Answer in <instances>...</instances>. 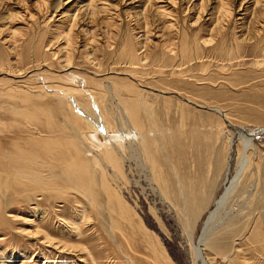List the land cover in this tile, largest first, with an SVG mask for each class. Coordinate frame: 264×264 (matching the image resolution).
Masks as SVG:
<instances>
[{"label":"bare ground","instance_id":"6f19581e","mask_svg":"<svg viewBox=\"0 0 264 264\" xmlns=\"http://www.w3.org/2000/svg\"><path fill=\"white\" fill-rule=\"evenodd\" d=\"M180 5L189 25L183 28L180 26L179 30L177 8ZM112 6L109 0H89L85 10H82L84 20L82 21L83 17L80 20L83 29L89 30H84L82 41L85 45H91L89 42L92 40L88 36L92 35L94 41L97 29L92 22L98 19L95 17H102L101 23L106 27L107 39L104 43L109 54H113L114 48L110 42L114 38L110 27L114 26V15L119 14L112 13ZM135 8L139 7H132V10ZM76 17L77 14L68 17L71 25L67 32L63 31L65 50L60 52L71 46V29L77 22ZM133 18L137 28H130L126 32L119 52L121 63L126 67V70L123 69L127 72V79H114L115 82L112 80L114 77L101 79L97 70H91L85 72L88 79L83 80L80 75L70 71L73 67L68 57L65 68L72 83L83 88L81 91L92 100V110L88 112L94 116L99 111V122L101 120L110 132L114 129V124L109 118L120 126L125 124L135 134L134 138L122 145L115 142L111 147L95 145L90 135L93 127L82 126L71 114V108L76 105L72 96L74 88L64 90L65 87L60 89L59 85L60 90L50 95L57 101V115L66 124L52 135L60 138L61 147L43 149L45 155L40 156L38 152L35 154L19 149L16 144H11L12 150L0 145V219L3 217L2 222L19 220L22 218V211L11 206L24 205L28 207L27 213L38 224L53 221L68 235L83 240L85 235L81 225L96 221L103 226L105 234L114 245V253L111 255L115 258V264H174L159 238L147 229L124 197V182L128 180L124 162L129 155L131 159L141 161L164 199L172 203L185 220H191L193 228L202 218L201 233L192 250L196 264H215L214 260L218 255L224 257L225 264H242L241 260L244 258H239V253L241 255L245 251L241 244L243 241L252 247L259 245L264 252V159L255 142L261 135L260 131L264 132V126L257 129L233 126L229 113L224 106L218 105L223 99L217 93L226 86L237 89L251 83V80L264 77V0H145L141 3V10L134 12ZM172 18L176 21L173 22ZM158 29L165 33L162 32L163 37L166 36L164 41L157 35ZM190 30H195L194 35H189ZM155 38L161 39L162 45L154 43ZM152 45L160 47L154 50ZM95 56L93 54L92 58ZM17 61L21 62L20 56ZM216 63L219 67L212 70L211 67ZM247 63H250L252 71L258 72L259 77L255 75L252 78L243 72ZM17 72L19 74L21 71ZM242 73L245 74L244 77ZM194 82H200L201 85L204 83L201 88L209 90L210 97L203 95L198 98L203 99V107L214 114L218 124L215 127L202 125V128L198 126L200 124H191L192 130L187 132L191 140H194L192 136L198 139L195 133L199 128L206 139L202 143L197 140L199 145L193 152L192 176L191 170L187 171L186 167V171L183 169L180 156L183 151L182 136H189L183 129L184 122L190 117L191 110L199 107L193 102L198 93L197 88V93L192 90V85L197 84ZM84 83L87 89H84ZM91 86H94V97L90 95ZM51 88L54 87L51 85ZM147 88L159 93L161 88L164 91L170 89L171 92L165 91L166 98L160 95L151 98L148 92H144ZM29 90L32 92L34 89L28 88L27 91L30 92ZM50 92L53 93L51 90ZM49 93L43 92L46 96H50ZM39 94L42 96L37 95L38 98H45V95ZM110 112L116 114L110 117ZM226 125L239 135L237 159L230 179L228 172L225 175L223 173L228 162V151L231 150V140L221 137ZM176 131L180 136L176 137ZM171 135L173 138L168 140ZM29 142L35 144L38 141L32 139ZM36 144L31 146L38 148L39 145ZM161 159L170 168V173L163 170ZM176 160L180 167L174 163ZM171 175L174 176V181H171ZM56 199L61 203L60 210H43L39 207L43 202ZM245 218L253 224L260 221L263 230L243 233ZM25 222L31 223L27 218ZM52 241L49 240V243L59 255L68 252L74 262L80 260L74 249ZM93 255L91 260L94 262ZM9 257L8 260L5 258L8 264H26L25 257L17 261L11 255ZM3 259L0 264L6 263ZM79 262L89 263L86 260Z\"/></svg>","mask_w":264,"mask_h":264},{"label":"rangeland","instance_id":"374dc122","mask_svg":"<svg viewBox=\"0 0 264 264\" xmlns=\"http://www.w3.org/2000/svg\"><path fill=\"white\" fill-rule=\"evenodd\" d=\"M142 1L109 0V3L113 5L112 13H119L116 14L118 16L114 15L116 20L113 24L114 26L110 27L112 30L108 28L113 33L114 37L110 41L111 45L114 46L113 54H109L107 53V46H105L106 44L104 43V41L107 42L105 31L106 27L103 23H101V16L95 17V19H98H96V22H92L94 25L93 27L97 28L95 40L93 41L91 35L88 36L92 40L89 42L91 45H85V42L82 41L84 30H89L85 27V29H83V24L80 20L84 15L83 11L85 10V5L89 3V0H0V145L2 147L8 150L10 148V150H12L13 145L11 144H16L19 149H24L35 154L38 152L37 154L40 156L45 155L44 151H42L43 149H47L51 146L54 148L61 147L62 142L60 138L52 135L58 133V131L62 129V125L66 124L64 121H62L63 119L57 115V112L55 111L57 107V101L50 94L53 95L60 87V89H64L62 88L63 86L65 87L64 90L67 88L72 90L74 88L72 96L75 98L73 101L77 106L73 105V109L71 108V114L74 120L78 121V123L82 126L93 127V129H91L92 133H90V135L95 145H107L108 147H111L115 144V142L119 145H122L127 140L134 138L135 134L131 133L125 124L120 126L118 123L116 124V122L113 121L114 119L109 118V120H111V122L114 124V129L111 130L112 132H110L101 120L99 122V111H97L96 115L94 116L88 112V110H92L90 109L92 100L87 94L82 92L83 88L78 87L74 82L72 83V79L67 77V69L65 66L67 62L66 57H68L69 61L72 63L70 65L73 67L70 69V71L80 75L81 79L83 80L88 79L85 77L87 76L85 72L91 70H97V72L101 75V79H112L113 77L114 78L112 80L127 79V72L123 69L125 68L126 70V67L121 63L122 57L119 55V52H121L120 50H122V45L120 43L125 40L126 32L130 28L133 30L137 28L136 24L134 23L133 16L134 12L141 10V3L143 4L145 0ZM181 5L178 6L180 7L179 9L177 8V23H179V30L180 26H182V28L185 25L187 26L189 21L186 15L182 13ZM82 6L83 9H80ZM132 7L139 8L132 10ZM68 9H70L72 12H67ZM131 11H133V13H131ZM76 14L77 22L73 28L74 30L71 29L72 34L70 35L71 46H69L66 51L60 52V50H65V40L63 39V35L70 29L71 25L68 17H70V15L73 16ZM126 14L128 15L126 16ZM83 20L84 17L82 18V21ZM173 20V22L176 21V19ZM156 24L159 27H162L160 23L157 22ZM89 26L91 25L89 24ZM116 31L118 32V35L116 34ZM194 31L195 30H190L191 33L189 35H194ZM162 32L161 29H158L157 35H159L161 39L163 38L162 40L164 41L166 36L163 37L164 32ZM115 35H117V39H115ZM120 39L121 41H119ZM161 39L155 38L154 43H160L162 45L163 41H161ZM153 45L152 48L154 50H157L160 47L159 45V47H154L155 45ZM88 54H90L91 57ZM93 54L96 55L93 57L94 59L92 58ZM120 54L122 55V53ZM18 56H20L21 62L17 61ZM86 56L89 57L85 58ZM17 62H19V64H17ZM91 62H95L93 64L94 66H91ZM250 63H247V66L244 67L245 70L243 72H245V74L247 73L249 77L252 76V78H254L255 75H257L256 77H259V74H257L258 72L252 71L253 69L249 67ZM215 67H219V64H213L211 69L213 70ZM18 70L21 71L19 74L17 72ZM253 72L255 74H252ZM242 74L244 77L245 74ZM263 78L251 80V83L249 82L248 84L242 85L237 89H230L229 86H226L228 90L225 87L224 89H221V92L217 93L221 94V99H223V102H220L218 105L224 106V109L229 113L233 120V126L249 129H257L261 126H264ZM249 80L250 79L247 81ZM194 83H197L195 84L196 86H200L196 87L195 85H192V87H195L192 89L193 92H196V88L198 92H196L197 98L194 97L195 100H193V102L199 105V107L198 109L191 110V113L189 114L190 117L184 122L183 129H185V133L192 130L191 126L193 124H200L198 125L200 128H202V125H212L215 127L218 124V119L214 116V114L209 112V110L206 109L207 107H203L205 106L203 105V99L201 100L198 98V96L201 97L203 95L210 97L208 92L209 90L201 88L203 87L204 83H202V85L200 82ZM219 83L224 84V82L221 81H219ZM258 84L259 87L261 86L262 88H259ZM51 85L54 88H51ZM59 85L61 86L59 87ZM28 88L34 90H32V92L29 90L30 92H28ZM40 88L42 90H40ZM35 89L38 90L36 91ZM84 89H87V87ZM89 89L91 90L90 95L94 97V86H91ZM161 89L163 90V88ZM50 90L53 91V93H49ZM162 90L161 93H159V91H153L152 89L147 88L146 90L144 89V92H148L151 98H153L155 95H160L161 97L166 98L167 95L164 94L165 91L171 92L170 89H165V91ZM203 91H207L208 94L207 92ZM39 92L41 94H43V92L49 93L50 96L43 94L45 95V98L40 99L37 96L40 95ZM172 92L175 91L172 90ZM174 98H176V95H174ZM115 109L116 108L114 107V110ZM66 112L67 114L69 113L67 110ZM115 114L116 113L114 112H110V117H113ZM161 116L165 118L163 114H161ZM177 120L179 119L177 118ZM200 128L195 133L198 139L192 136V139L194 138L192 141L190 134L188 133L187 134L189 136L186 134L182 136L183 143L181 146H183V151L181 153L180 160L184 170L185 167L187 171L191 170V175L194 172V168H192V160H194L193 152H195L194 150H196L199 145L197 140H199L200 143L206 140L204 138L205 135L200 132ZM224 128L225 129H223L221 137L229 138L231 140V150L228 151V162L223 173L225 175L226 172H228V178L230 179L237 159L236 147L239 142V135L234 133L232 128L227 125ZM175 133L177 134H175L176 137L180 136V133H177V131ZM260 133L261 135L258 136L255 142L259 145L262 158L264 159V132L260 131ZM171 138H173L172 135L171 137H168V140ZM16 139H18L20 142ZM32 139L33 141L37 140L38 142L36 143L38 145L42 141L41 144L43 146L39 145L38 148L37 146L32 147L36 144L35 142H33L35 144H31L29 142V140L32 141ZM161 158H163L162 155ZM174 163L177 164L178 161L176 160ZM161 165L163 166V170L170 173V168L168 165H166L164 159H161ZM177 167H180L179 164H177ZM124 169L126 178L128 179L124 182V197L126 201L130 203V205L135 209L139 217H141L147 229L159 238L163 248H165L166 252H168L174 264H196L192 250L193 244L198 241L201 233L203 222L202 218L196 223L195 228H193L192 221L188 219L185 220L178 213L174 205L164 199V196L156 184L152 182L150 172L143 168L140 160L134 158L131 159V157L128 155L124 162ZM262 174L264 176V163L262 166ZM170 177L171 181H174V176L171 175ZM60 205L61 203L58 199H56L46 203L43 202L39 207L43 210L48 208L51 210L54 209L56 211L61 209ZM11 207H14V209L18 211L21 210L22 214H20V217L22 218L9 222H2L3 217L0 219V261L2 258H10L9 256L11 255V258H14V260L16 259V261L19 258L25 257L24 259L26 264H84L79 262L81 260H86L89 263L91 262L90 264L116 263L113 262L115 258H113V255H111L114 253V245L105 234L103 226L98 224L96 221H93L88 225H81V229L85 235V239L83 240L77 239L72 235H68L65 233V230L61 229V227H59L58 224L53 221L38 224V222L34 221V218H32L33 216L27 213L28 207L24 205L19 206V204H12ZM245 212H247V210ZM25 217L31 222L30 224L25 222ZM244 220L245 223L242 226L243 233L245 232L246 234L250 230L253 232V230L256 229L261 231L263 230V226L260 221H256L255 224H253L252 221L247 220L246 218ZM29 235L30 238L28 237ZM51 238L54 241H52ZM49 240L53 243L55 242L64 244L65 246L74 249L80 260L77 261V263L74 262V260L71 259L72 255L68 252L59 255L60 253L53 249L49 243ZM241 244L242 248L245 250L243 254L240 255L239 253V258H244L241 260L242 264H249L253 262L256 264H264V252L259 245L252 247L245 241H243ZM84 248L86 250H84ZM92 255L95 258L94 262L92 261ZM116 255L118 257L117 259H119V255L117 253ZM6 259L4 262L8 260ZM214 262L215 264H225L224 257L220 255L215 258ZM5 264H8V262ZM122 264L124 263L122 262Z\"/></svg>","mask_w":264,"mask_h":264}]
</instances>
